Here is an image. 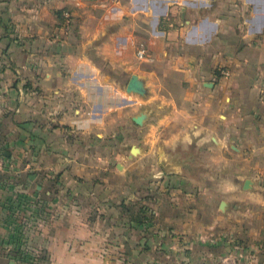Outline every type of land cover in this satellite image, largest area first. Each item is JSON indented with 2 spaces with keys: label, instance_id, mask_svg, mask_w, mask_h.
<instances>
[{
  "label": "crops",
  "instance_id": "crops-1",
  "mask_svg": "<svg viewBox=\"0 0 264 264\" xmlns=\"http://www.w3.org/2000/svg\"><path fill=\"white\" fill-rule=\"evenodd\" d=\"M2 156L0 264H264V0H0Z\"/></svg>",
  "mask_w": 264,
  "mask_h": 264
},
{
  "label": "rangeland",
  "instance_id": "rangeland-1",
  "mask_svg": "<svg viewBox=\"0 0 264 264\" xmlns=\"http://www.w3.org/2000/svg\"><path fill=\"white\" fill-rule=\"evenodd\" d=\"M164 16H167V15H164ZM159 18L160 17H162V16H158ZM150 18L152 19V18H154L153 16H150ZM165 18H170V19H172L171 17H169V15H168V17H165ZM176 19H177V21H178V23H180L181 25V27H183V29L185 28V33H187L186 31H187V26L189 25V24H185V21L184 20H182L181 18H180V13H177V15H176V17H175ZM184 24L186 25V26H184ZM151 26V24L149 25V27ZM149 27H148V36H150V33H151V30L149 29ZM144 32H146V30H144ZM184 33V32H183ZM135 34V33H134ZM136 35V34H135ZM185 35V34H184ZM133 36V35H132ZM137 37L136 36H133V38L132 39H134V42H135V47H137V50L140 48V47H144L146 50H147V53L149 54V56H150V50H149V48H148V44H147V41H141V42H138L137 41V39H136ZM137 52V51H136ZM123 85H125V84H123ZM115 137L118 139H120V140H114V147H115V152L116 153H118L117 155H115L114 156V158H113V165H114V167H113V169L114 170H116V165L119 163V162H121V161H123V162H127V159H125V157L127 156H129V154H131L132 153V151H131V149H132V146L134 145V136H132V135H130V137H131V141L130 140H126V137H125V135L122 133V136L120 135L119 137H118V135L116 134L115 135ZM131 152V153H130ZM132 154H134V153H132ZM134 155H136V154H134ZM136 157V156H135ZM1 158V157H0ZM98 180H100V179H98ZM102 184V183H101ZM103 186V185H102ZM103 196H107V197H109V194L108 195H105V193H103ZM77 199H84V200H86V201H89V197L88 196H83V197H81V196H77L76 197ZM138 205H136V207H131V209L132 210H134V211H136V210H138ZM10 208V209H9ZM9 208H7V211L8 210H10L9 212H7V211H5L4 213L5 214H7V216H10V215H13L14 216V218L16 219L17 217H18V214L20 215L21 213H18V211H20V210H17V211H14V210H12V209H14V208H12V207H9ZM36 212V211H35ZM22 215V214H21ZM149 219H150V217H149ZM11 222V224H12V227H16V224H19L20 222H18V221H14V220H11L10 221ZM150 223H151V221H150ZM150 223H148V224H150ZM103 226H100V228H102ZM10 238H12L13 239V243L14 244H21V245H23L22 244V241L20 240L21 239V237L20 236H12V237H9V239ZM18 238H20V239H18ZM17 239H18V241H17ZM24 250V249H23ZM25 251V250H24ZM27 254L29 255H26V254H24V255H22L20 258H19V261L21 262V264H22V261L23 262H25V264H31V260H34L33 258L34 257H36V259H38V261H39V264H40V262H41V259H42V254H40L39 252H35V251H29V252H27ZM13 256H15V254H13ZM31 256V257H30ZM23 258H24V260H23Z\"/></svg>",
  "mask_w": 264,
  "mask_h": 264
},
{
  "label": "water",
  "instance_id": "water-1",
  "mask_svg": "<svg viewBox=\"0 0 264 264\" xmlns=\"http://www.w3.org/2000/svg\"><path fill=\"white\" fill-rule=\"evenodd\" d=\"M126 90L128 93H134V94H139V95H145L146 93L144 82L137 75H132L130 81L127 84ZM144 118H145V115H138L134 117V121L137 124L142 125ZM131 151L132 153L135 154L137 151V148L133 147ZM250 183H251L250 180L246 181V186H245L246 189L249 188Z\"/></svg>",
  "mask_w": 264,
  "mask_h": 264
},
{
  "label": "built area",
  "instance_id": "built-area-1",
  "mask_svg": "<svg viewBox=\"0 0 264 264\" xmlns=\"http://www.w3.org/2000/svg\"><path fill=\"white\" fill-rule=\"evenodd\" d=\"M63 17H64V25L65 27L69 28L71 23H72V17H71V14L69 12H65L63 14ZM137 56L140 58V59H145V58H148L149 57V54L147 53V50L144 48V47H140L138 50H137ZM220 73L223 77H229L231 75V72L229 69L227 68H222L220 70ZM4 167V161H3V156L2 158H0V169H2Z\"/></svg>",
  "mask_w": 264,
  "mask_h": 264
},
{
  "label": "trees",
  "instance_id": "trees-1",
  "mask_svg": "<svg viewBox=\"0 0 264 264\" xmlns=\"http://www.w3.org/2000/svg\"><path fill=\"white\" fill-rule=\"evenodd\" d=\"M161 21H163V23L165 22V23H167L168 25H170V24H173V21L170 19V18H164L163 20H161ZM142 213H144V211L141 209L139 212H138V215H140L139 217H136V216H132V220H134L133 222H137L139 225H143V224H145L148 220H149V218H148V220H145L146 218L143 216V214ZM20 245V244H19ZM27 252H29L28 250H26L25 249V251L23 250V249H19V250H17V252H15V257H18V258H20L22 255H24V254H26V255H28L27 254ZM29 256V255H28ZM31 257V256H30ZM34 260H31L32 262H31V264H39V261H38V259H36V257H34L33 258ZM23 260H24V258H23Z\"/></svg>",
  "mask_w": 264,
  "mask_h": 264
}]
</instances>
